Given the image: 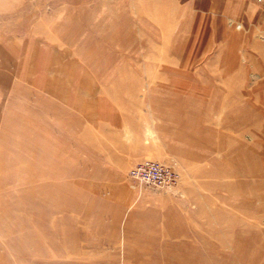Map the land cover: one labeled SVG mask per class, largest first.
<instances>
[{
  "label": "rangeland",
  "instance_id": "rangeland-1",
  "mask_svg": "<svg viewBox=\"0 0 264 264\" xmlns=\"http://www.w3.org/2000/svg\"><path fill=\"white\" fill-rule=\"evenodd\" d=\"M0 36L54 44L94 112L106 101L115 113L99 130L95 119L90 145L78 132L89 179L24 164L21 129L9 132L0 264H264V0H0ZM143 159L175 182H134ZM157 224L173 241L136 235Z\"/></svg>",
  "mask_w": 264,
  "mask_h": 264
},
{
  "label": "crops",
  "instance_id": "crops-1",
  "mask_svg": "<svg viewBox=\"0 0 264 264\" xmlns=\"http://www.w3.org/2000/svg\"><path fill=\"white\" fill-rule=\"evenodd\" d=\"M43 45L39 46L32 38L21 44L0 36V146H6L3 141L10 137L14 139L13 133L9 132L14 127H20L24 164L32 161L38 163L39 167H44L45 162L52 161L60 178H93L90 171L81 175L78 173V132H85L80 141L86 140V144L81 143L88 145L94 137L95 119L97 126L101 127L97 128L99 130L104 128L102 124L105 122L99 118L107 116L113 119L115 113L106 101L97 106V112H94L92 92L79 94L77 90V61L71 58L56 60L53 58L55 54H52L56 49L55 45ZM42 49L44 52L40 54ZM37 61H49L50 65L46 70L41 68L39 74L34 66ZM63 64L67 69L68 66L70 68L66 73L62 72ZM31 86L35 90L30 89ZM34 148H38L36 156L33 154ZM49 149L53 151V160L44 155ZM11 153L13 157V151ZM68 162L69 170H62L63 164L66 168ZM86 184L90 185L88 182ZM76 185L78 184L75 182ZM70 186L73 188L74 183L70 182ZM143 229L144 226H141L136 235L150 237L158 242L173 241L169 236L176 232L174 228L163 224Z\"/></svg>",
  "mask_w": 264,
  "mask_h": 264
},
{
  "label": "built area",
  "instance_id": "built-area-1",
  "mask_svg": "<svg viewBox=\"0 0 264 264\" xmlns=\"http://www.w3.org/2000/svg\"><path fill=\"white\" fill-rule=\"evenodd\" d=\"M128 176L139 183L153 186L170 185L176 176L168 166L152 159H143L133 163L127 170Z\"/></svg>",
  "mask_w": 264,
  "mask_h": 264
},
{
  "label": "bare ground",
  "instance_id": "bare-ground-1",
  "mask_svg": "<svg viewBox=\"0 0 264 264\" xmlns=\"http://www.w3.org/2000/svg\"><path fill=\"white\" fill-rule=\"evenodd\" d=\"M254 215H256V214H254ZM261 240H262V238H261ZM241 241V240H240ZM242 243V242H241ZM240 243V244H241ZM247 243V242H246ZM253 243V242H252ZM249 246V245H248ZM260 246V245H259ZM245 249H246V247H245ZM241 251V250H240ZM233 253H234V251H233ZM237 253V252H236ZM239 254V253H238ZM257 255H259L258 253H257ZM253 256L252 258H250V260H247L248 258H245L244 257V255H242L243 257H240V256H238V257H240L239 258V260L241 261V262H243V264H263V263H259L258 261H259V256ZM261 261V260H260ZM239 262V261H238ZM240 263V262H239ZM235 264V263H234ZM241 264V263H240Z\"/></svg>",
  "mask_w": 264,
  "mask_h": 264
}]
</instances>
